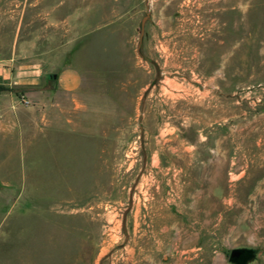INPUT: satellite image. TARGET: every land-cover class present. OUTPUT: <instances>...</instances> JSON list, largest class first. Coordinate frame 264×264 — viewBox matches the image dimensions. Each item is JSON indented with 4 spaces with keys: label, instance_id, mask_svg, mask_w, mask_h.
I'll return each mask as SVG.
<instances>
[{
    "label": "rangeland",
    "instance_id": "obj_1",
    "mask_svg": "<svg viewBox=\"0 0 264 264\" xmlns=\"http://www.w3.org/2000/svg\"><path fill=\"white\" fill-rule=\"evenodd\" d=\"M0 69V264H264V0H0Z\"/></svg>",
    "mask_w": 264,
    "mask_h": 264
},
{
    "label": "crops",
    "instance_id": "obj_2",
    "mask_svg": "<svg viewBox=\"0 0 264 264\" xmlns=\"http://www.w3.org/2000/svg\"><path fill=\"white\" fill-rule=\"evenodd\" d=\"M24 71L18 72L16 81H14L15 84L22 86V87H28L33 85H38L41 75H40V69L36 67V65H32L29 67H24ZM2 79H8L10 80L11 76L7 73V71L0 69ZM59 87L68 93L75 92L80 85V77L78 72L73 69H65L62 71V73L59 75L58 79Z\"/></svg>",
    "mask_w": 264,
    "mask_h": 264
},
{
    "label": "water",
    "instance_id": "obj_3",
    "mask_svg": "<svg viewBox=\"0 0 264 264\" xmlns=\"http://www.w3.org/2000/svg\"><path fill=\"white\" fill-rule=\"evenodd\" d=\"M146 21V17L142 19L140 23V37H139V45L141 43L143 37L144 24ZM255 259V252L249 248H234L230 251L228 255V261L231 264H249Z\"/></svg>",
    "mask_w": 264,
    "mask_h": 264
},
{
    "label": "flooded vegetation",
    "instance_id": "obj_4",
    "mask_svg": "<svg viewBox=\"0 0 264 264\" xmlns=\"http://www.w3.org/2000/svg\"><path fill=\"white\" fill-rule=\"evenodd\" d=\"M146 17V21H145V24L146 23H149L150 22V19H151V14L149 12H146L144 18ZM144 24V25H145ZM143 35H144V30H143ZM143 38V37H142Z\"/></svg>",
    "mask_w": 264,
    "mask_h": 264
},
{
    "label": "built area",
    "instance_id": "obj_5",
    "mask_svg": "<svg viewBox=\"0 0 264 264\" xmlns=\"http://www.w3.org/2000/svg\"><path fill=\"white\" fill-rule=\"evenodd\" d=\"M0 78H1V72H0Z\"/></svg>",
    "mask_w": 264,
    "mask_h": 264
},
{
    "label": "trees",
    "instance_id": "obj_6",
    "mask_svg": "<svg viewBox=\"0 0 264 264\" xmlns=\"http://www.w3.org/2000/svg\"><path fill=\"white\" fill-rule=\"evenodd\" d=\"M0 90H2V88L0 87Z\"/></svg>",
    "mask_w": 264,
    "mask_h": 264
},
{
    "label": "bare ground",
    "instance_id": "obj_7",
    "mask_svg": "<svg viewBox=\"0 0 264 264\" xmlns=\"http://www.w3.org/2000/svg\"><path fill=\"white\" fill-rule=\"evenodd\" d=\"M161 235V234H160ZM193 237V236H192Z\"/></svg>",
    "mask_w": 264,
    "mask_h": 264
}]
</instances>
